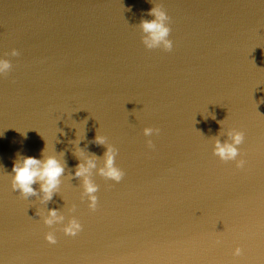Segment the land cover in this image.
I'll return each mask as SVG.
<instances>
[{
  "label": "water",
  "instance_id": "1",
  "mask_svg": "<svg viewBox=\"0 0 264 264\" xmlns=\"http://www.w3.org/2000/svg\"><path fill=\"white\" fill-rule=\"evenodd\" d=\"M155 5L171 52L142 43ZM0 59V264H264V0H0ZM233 129L242 170L213 155ZM97 135L125 176L93 173V212L74 177L107 151ZM43 151L66 163L47 205L11 186L14 162ZM52 209L65 222L49 228Z\"/></svg>",
  "mask_w": 264,
  "mask_h": 264
},
{
  "label": "clouds",
  "instance_id": "2",
  "mask_svg": "<svg viewBox=\"0 0 264 264\" xmlns=\"http://www.w3.org/2000/svg\"><path fill=\"white\" fill-rule=\"evenodd\" d=\"M154 17V19H142L139 27L142 30V43L149 50L163 48L166 52L173 50V42L169 39L171 34V28L169 27L170 17L167 15L162 5H155L147 14ZM13 57L19 56L20 53L17 50L11 52ZM12 69V64L9 60L0 59V75H7ZM214 118V117H213ZM159 128L148 127L144 129V135L151 137L153 135L160 134ZM228 139L221 142L219 138L215 140L213 155L219 157L224 163L235 162L237 169H244L247 160L241 157L240 146L245 141V133L239 130H231L227 132ZM76 141V140H75ZM98 146H105L107 151L103 157H97L91 155L84 157L83 150L79 147L80 141L77 145V153L75 155L80 159L84 157L83 161L80 159V163L77 164L75 169V177L82 181L83 197H86L90 201L88 207L91 211L95 212L98 205V196L96 193L99 191V185H97L92 179L93 173L97 174L106 180L120 183L125 176L123 170L116 166V157L119 154L117 148L107 144L106 137L97 135L95 140L92 141ZM149 149H155V145L152 140L147 141ZM45 151L41 153L42 159L35 157H20L14 162L12 172L14 173L12 178V190L19 192L24 199L31 197H40L41 203L47 205L53 199V197L59 193V189L62 183V177L65 173L66 163H62L56 156H46ZM63 155L64 153L61 152ZM103 160V166L98 167L99 161ZM73 178V177H72ZM39 184V191L33 186ZM72 211H75L73 206ZM65 216L60 214V211L56 209L49 210L44 217V224L51 228L57 224H64ZM63 232L66 236L76 237L83 231V225L76 218L70 219L63 227ZM45 240L50 245H56L57 239L54 232H49L45 236ZM220 241H217L219 244ZM243 254V250L239 247L235 249L234 255L239 257Z\"/></svg>",
  "mask_w": 264,
  "mask_h": 264
}]
</instances>
